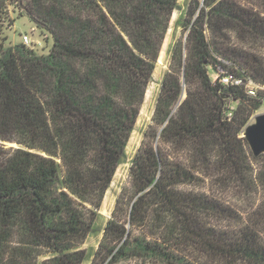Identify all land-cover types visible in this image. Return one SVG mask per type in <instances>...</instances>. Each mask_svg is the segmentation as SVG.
<instances>
[{"label":"trees","instance_id":"16d2710c","mask_svg":"<svg viewBox=\"0 0 264 264\" xmlns=\"http://www.w3.org/2000/svg\"><path fill=\"white\" fill-rule=\"evenodd\" d=\"M76 1L82 7L96 4L98 13L93 8L83 20L63 11L28 14L49 36L45 53L0 40V264L83 263L80 247L98 231L97 211L123 163L172 13L179 8L178 0ZM203 6L188 4L176 20L186 35L171 46L151 124L130 161L129 186L100 229L91 264L130 257L192 264L182 253L215 264H264L256 220L234 232L217 229L207 222L208 213L225 215L227 209L179 189L193 178L189 164L198 163L218 173L219 185L233 179L247 183L254 156L240 134L264 101V92L252 98L244 88L248 80L264 86V62L242 56L237 59L242 65L218 60L217 51L235 53H222L203 32L208 24L212 31L224 27L264 36L258 15L236 2L231 7L223 0H203ZM229 104L236 105L231 117ZM260 168L249 181L264 186V164ZM144 226L157 231L156 242L131 235Z\"/></svg>","mask_w":264,"mask_h":264},{"label":"rangeland","instance_id":"374dc122","mask_svg":"<svg viewBox=\"0 0 264 264\" xmlns=\"http://www.w3.org/2000/svg\"><path fill=\"white\" fill-rule=\"evenodd\" d=\"M223 1L229 2L231 7L236 2L238 6L246 10L248 14L258 15L259 20L261 21L260 26L264 28V0ZM193 2H197L199 4V9L204 7L203 0H178L179 8L172 13L169 28L165 35L158 60L152 74L151 82L146 88V93L135 123V127L130 134L125 148V158L123 163L117 167L111 184L105 192L101 207L97 211V214L100 215L97 221L98 231L91 233L80 247V250H82L86 255L82 264L92 263L94 254L97 251L99 242L102 238V232L100 229H103L106 222L110 219L115 208L117 197L124 188L129 186L130 161L140 146L143 132L151 124V118L153 116L160 83L162 77L169 68V52L171 46L174 42L183 39L186 35V32L184 33L182 28L176 26V20L180 12L186 10L187 5L192 4ZM83 3L84 7H82V5L76 0H40L39 2L38 0H0V40H4L5 44L11 43L12 46L16 44H24L22 37L23 35H27L30 41L28 44L24 45L30 50H37V52L41 54L45 53L51 44L49 36L43 29L39 28L30 20L28 14L31 17L36 18L41 13L45 14L48 10H51L54 14H60L63 11L64 14H72L83 20L88 14L89 16L93 14V11L91 14V10L93 8L98 13L96 4L88 2L89 5L85 6V2ZM99 4L100 3L97 2L98 6ZM199 9L197 14L199 13ZM84 13H87V15ZM54 22L58 24L56 19H54ZM63 25L67 27L68 23L65 22ZM218 25L219 27H222L221 22H218ZM203 32L208 42H213L215 40L218 43V47L223 49L222 53L226 49L234 51L235 53V56L231 57L223 56L217 51V53L213 54L216 55L218 60L226 59V62L228 63L233 61L240 64L237 59H239L238 56H242L243 58H249L253 61L255 58L264 62V36H258L257 34L254 37L248 33L242 36L237 34L233 29H226L224 27L212 31L208 24L203 25ZM227 58H229V61ZM76 62L79 64L77 60ZM244 88L247 91V94L249 90L254 91V95L259 91L264 92V86L254 85L249 80L245 83ZM254 95L248 94V96L252 98ZM235 106V104H229V111L226 115L227 117H229V113L231 114L230 110L235 109ZM176 108L177 106H175L174 111ZM261 114H264V101L261 103L259 102L257 109L251 111L248 115L240 137H244L245 129L250 125H253L256 117ZM8 146H11V144ZM165 148H167V146ZM253 158L254 159H251L249 162L250 171L246 172L247 183L243 182V184H241L233 179L229 181L226 187L224 185H219L218 180L214 181L218 176V173L215 172L211 166H209L207 171H205L203 169L204 165L198 163L189 164L190 168L187 169L193 178L191 179L190 184H188L189 180H186V183L183 185L180 184L179 189L187 190L197 196L204 195L207 198L216 201V203L221 207H225L227 209V214L225 215L218 213V211L213 214L210 212L208 213L209 220L207 222L217 229L234 232L245 223L249 226H255L256 220V224L258 223V226L256 227L264 244V209L262 208V210H258V207L264 200V186L262 183L256 182L255 184L253 182L255 184L254 185L249 181L250 175L253 178L256 173L261 170L260 167L264 164V154L254 156ZM182 161L184 163H188V159L186 158ZM212 161H214V158H212ZM256 211H258L257 214L254 213ZM131 235L144 242H156V239H158L157 231L151 226L136 228L132 230ZM181 256H183L186 260L191 261L192 264H215L207 259V261H205L195 253L190 255L182 253ZM117 264L160 263H153V260H151L150 257H130L121 259Z\"/></svg>","mask_w":264,"mask_h":264},{"label":"water","instance_id":"95a60500","mask_svg":"<svg viewBox=\"0 0 264 264\" xmlns=\"http://www.w3.org/2000/svg\"><path fill=\"white\" fill-rule=\"evenodd\" d=\"M244 137L253 156L264 154V114L258 115L255 123L245 129Z\"/></svg>","mask_w":264,"mask_h":264},{"label":"built area","instance_id":"2783aa9c","mask_svg":"<svg viewBox=\"0 0 264 264\" xmlns=\"http://www.w3.org/2000/svg\"><path fill=\"white\" fill-rule=\"evenodd\" d=\"M22 40H23V43L24 44H28L29 43V37L27 36V35H23V37H22ZM221 81L223 82V83H225V84H227V83H229V79L227 78V77H223L222 79H221ZM235 82V84H239L240 82L239 81H234ZM248 94L249 95H254V91H250L249 90V92H248ZM230 113L228 114V116L230 117Z\"/></svg>","mask_w":264,"mask_h":264}]
</instances>
